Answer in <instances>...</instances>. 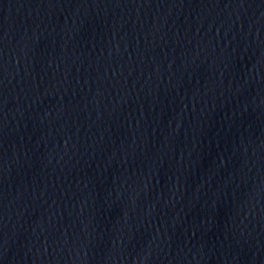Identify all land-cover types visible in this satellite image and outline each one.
Segmentation results:
<instances>
[{
	"label": "water",
	"instance_id": "water-1",
	"mask_svg": "<svg viewBox=\"0 0 264 264\" xmlns=\"http://www.w3.org/2000/svg\"><path fill=\"white\" fill-rule=\"evenodd\" d=\"M0 264H264V0H0Z\"/></svg>",
	"mask_w": 264,
	"mask_h": 264
}]
</instances>
